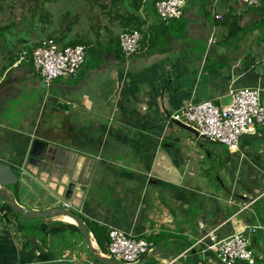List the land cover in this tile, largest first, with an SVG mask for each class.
<instances>
[{"label": "crops", "instance_id": "obj_1", "mask_svg": "<svg viewBox=\"0 0 264 264\" xmlns=\"http://www.w3.org/2000/svg\"><path fill=\"white\" fill-rule=\"evenodd\" d=\"M121 1L142 21L141 50L130 57L119 47L121 31H76L79 0H0V160L24 171L6 192L29 211L54 206L47 194L56 193L84 221L146 238L151 250L139 264H221L202 253L201 238L259 225L251 235L254 264H264V126L242 135L230 153L170 119L189 102L226 106L230 91L245 87L260 90L264 107L260 15L238 0H185L181 19L164 24L155 0H141L138 10ZM48 35L90 43L95 62L85 57L75 77L46 83L18 55ZM43 146L56 150L58 170L68 165L83 181L76 210L73 197L64 200L47 184L51 174L39 181ZM0 220V264H99L74 245L78 233L41 236L36 226L58 217L23 230Z\"/></svg>", "mask_w": 264, "mask_h": 264}, {"label": "built area", "instance_id": "obj_2", "mask_svg": "<svg viewBox=\"0 0 264 264\" xmlns=\"http://www.w3.org/2000/svg\"><path fill=\"white\" fill-rule=\"evenodd\" d=\"M238 2L247 8L260 6V0ZM154 8L161 22L168 24L181 19L185 0H157ZM141 38L138 30L121 31L118 42L122 54L125 57L138 54L141 50ZM86 52L87 47L82 44L64 45L53 37H43L38 40L30 54L21 51L18 62L29 61L40 77L49 83L57 78L75 77L85 62ZM229 95L231 100L226 106H218L212 101L189 102L173 112L170 119L193 129L198 137L209 143L225 146L230 153H235L242 135L255 134L257 128L264 126V107L257 88L232 89ZM260 229L262 227L259 225L247 226L224 238H219L216 229H212L198 244L203 247L202 253H212L221 264H254L257 255L252 247L251 235ZM151 246L146 238L111 228L108 230L106 257L122 264H137L148 255Z\"/></svg>", "mask_w": 264, "mask_h": 264}, {"label": "water", "instance_id": "obj_3", "mask_svg": "<svg viewBox=\"0 0 264 264\" xmlns=\"http://www.w3.org/2000/svg\"><path fill=\"white\" fill-rule=\"evenodd\" d=\"M231 100V98L229 97ZM179 124V123H178ZM181 127H183L186 131H189L190 133L194 134L195 136H198L196 131L193 129L179 124ZM39 144V143H37ZM34 143V145H37ZM46 146H43L44 149ZM47 150L43 151L39 156H37V161H35V164L38 165L40 168V176L39 181L46 182L45 179L41 177V174H48L52 177H50V180L47 181V184H54L57 186V188L62 192L61 194L62 199L67 200L69 196L73 197V207L75 210L79 207L80 202L83 197V191L80 189L83 185V181L79 180L77 181L75 178L69 175L68 165L64 167V171L58 170L59 160H54L52 157H48L49 153H55L56 150L53 149L51 146L46 147ZM29 162H34L32 157L29 156ZM77 165L75 166V169L77 170ZM22 176H24V171H21V173L14 170V168L7 162L0 160V217L1 219L5 218L6 220L10 219L25 223V222H32L37 220H43L47 219L49 217H59V216H67L74 220L75 226L77 227L79 234L81 235L82 241L85 245V248L87 252L89 253L90 257L96 261L99 264H122L118 263L109 257L104 256L97 247L93 246V237L91 233L88 231V227L84 221V219L76 213V211L66 209L60 206V197L61 195L56 193L47 194L48 201H55L53 204L54 206L49 207L42 211H29L26 210L24 207H22L17 201L14 199L13 196L9 195L5 189L14 187L15 185L19 184ZM41 179V180H40ZM7 205L11 212L8 213L4 210H1L2 205ZM5 223H7L5 221ZM95 243V242H94ZM96 245V243H95Z\"/></svg>", "mask_w": 264, "mask_h": 264}, {"label": "trees", "instance_id": "obj_4", "mask_svg": "<svg viewBox=\"0 0 264 264\" xmlns=\"http://www.w3.org/2000/svg\"><path fill=\"white\" fill-rule=\"evenodd\" d=\"M98 2H100L102 4V6H104L105 2L108 0H97ZM157 0L154 1V3ZM109 7L112 9L113 11V17L115 20L118 21L119 25L123 28V30H138L141 33V25H142V21L140 19L137 18V16L134 15V13L128 12L125 10L124 6H123V2L121 0H109ZM132 8L134 10H138L140 5H141V0H132ZM108 6V5H107ZM120 6H123V9H120ZM258 15H260V24L264 25V6L260 5L259 7L256 8ZM122 30V31H123ZM108 33L110 34V36L112 35V33L110 31H108ZM56 40V39H55ZM58 41V40H56ZM151 42V41H149ZM63 44V43H62ZM75 44H82L84 46L87 47V52L92 56V54H94L96 52V48L93 49V47H90V43L88 42H84V41H71L68 43H65L64 45H75ZM120 47V46H119ZM91 62L87 61L86 64L91 66L92 64H90ZM16 171V169H14ZM17 185L14 186V188H16ZM1 210H4L8 213L11 212L10 208L7 205H2ZM39 222V220L37 221H32V222H25V223H20L17 222L19 225V228L21 230L25 229V228H29L30 225ZM87 227H88V231L92 234L94 241L96 242L99 250L101 253L106 254L107 252V244H108V231L105 227L97 224V223H93V222H89V221H85ZM21 224V225H20ZM36 229L40 232L41 236L44 238L47 235H54V234H58V233H63V232H70V233H79L77 227L73 224H69V223H54V224H45V223H41L38 224L36 226ZM96 262V261H95Z\"/></svg>", "mask_w": 264, "mask_h": 264}, {"label": "rangeland", "instance_id": "obj_5", "mask_svg": "<svg viewBox=\"0 0 264 264\" xmlns=\"http://www.w3.org/2000/svg\"><path fill=\"white\" fill-rule=\"evenodd\" d=\"M120 9L122 10L123 6H120ZM78 10L80 12H76V13L79 14L78 19H80V22L76 23L78 24V26H76V31H81L82 29H84L83 26H85L86 30L91 32L90 34L93 36H95V34L96 36H100V35L106 36L108 31H110L113 35V33L116 34L122 31V28L119 27L120 25L118 21L115 20L113 17V11L109 7L108 1L105 2L104 6H102V4L98 2L97 0H83V2L82 0H79ZM48 37L54 38L55 36L48 35ZM86 61H89L91 62L90 64H92L93 62H95V58L92 57L87 52ZM219 146L223 149L224 152L227 149L225 146H222V145H219ZM64 233H66L67 235H70L69 232L67 231ZM78 237L80 240L78 243L75 242L74 245L78 247L77 249L79 250L80 253H85V252L88 253L86 251L85 245L79 233H78ZM60 242L61 240H56V243H60ZM103 255L106 256V254H103Z\"/></svg>", "mask_w": 264, "mask_h": 264}, {"label": "bare ground", "instance_id": "obj_6", "mask_svg": "<svg viewBox=\"0 0 264 264\" xmlns=\"http://www.w3.org/2000/svg\"><path fill=\"white\" fill-rule=\"evenodd\" d=\"M58 219L61 220V221H63V222H65V223L75 224L74 220L71 219L70 217H67V216H59ZM93 246L94 247L96 246L94 242H93Z\"/></svg>", "mask_w": 264, "mask_h": 264}, {"label": "flooded vegetation", "instance_id": "obj_7", "mask_svg": "<svg viewBox=\"0 0 264 264\" xmlns=\"http://www.w3.org/2000/svg\"><path fill=\"white\" fill-rule=\"evenodd\" d=\"M52 156H55V153H49V155H48V157L50 158V157H52Z\"/></svg>", "mask_w": 264, "mask_h": 264}]
</instances>
